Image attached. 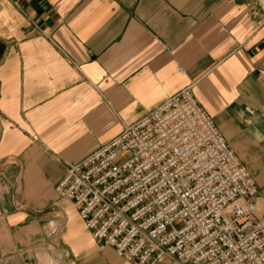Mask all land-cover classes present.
Masks as SVG:
<instances>
[{
  "label": "crops",
  "instance_id": "1",
  "mask_svg": "<svg viewBox=\"0 0 264 264\" xmlns=\"http://www.w3.org/2000/svg\"><path fill=\"white\" fill-rule=\"evenodd\" d=\"M187 87L252 175L258 205L264 0H0V264H44L47 240L51 264H128L84 225L63 226L62 208L53 230L28 221L56 205L70 164Z\"/></svg>",
  "mask_w": 264,
  "mask_h": 264
},
{
  "label": "built area",
  "instance_id": "2",
  "mask_svg": "<svg viewBox=\"0 0 264 264\" xmlns=\"http://www.w3.org/2000/svg\"><path fill=\"white\" fill-rule=\"evenodd\" d=\"M57 191L128 264H264L258 187L191 87L70 164Z\"/></svg>",
  "mask_w": 264,
  "mask_h": 264
},
{
  "label": "rangeland",
  "instance_id": "3",
  "mask_svg": "<svg viewBox=\"0 0 264 264\" xmlns=\"http://www.w3.org/2000/svg\"><path fill=\"white\" fill-rule=\"evenodd\" d=\"M3 190L4 189L2 187H0V191H3ZM9 190L13 191L16 196H21L22 192H23L21 185H18V184H15L14 187L9 189ZM51 194H52L51 197H52V199L56 205L49 206L45 211L39 213V217L38 216L32 217L28 221V223L33 224V223L39 221V223L42 224L45 222V223L50 224V229L53 230L57 223H55V221H54L55 218H54V216H52V213H53L55 208H62L64 216H62L63 219L61 220V224L63 226L64 225H70V224H77L78 227H82L83 224L78 217V214L75 210L73 203L60 191H57L54 189ZM261 195H262V193H260V197H261ZM263 205H264V201H259V203L257 205L259 212H262ZM10 206L16 209L17 207L23 206V201L21 199L15 198V200H13V204H11ZM50 220H52V221H50ZM0 228H1V225H0ZM6 234L7 233L5 231L1 230L0 231V239H5ZM57 234H58V232H56L55 235H57ZM50 243L51 242L47 240V241L42 242V244L40 246L43 248L40 250V253L38 254V257L40 258L41 263L51 264V262L49 260L50 257L48 254V249H47V247ZM35 262H36V258L34 256L31 258V263L35 264Z\"/></svg>",
  "mask_w": 264,
  "mask_h": 264
}]
</instances>
